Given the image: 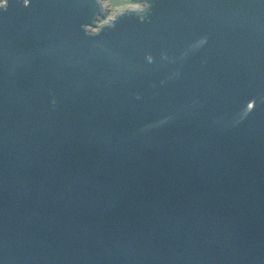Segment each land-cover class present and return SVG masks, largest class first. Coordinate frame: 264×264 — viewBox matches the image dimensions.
Masks as SVG:
<instances>
[{"label": "water", "instance_id": "water-1", "mask_svg": "<svg viewBox=\"0 0 264 264\" xmlns=\"http://www.w3.org/2000/svg\"><path fill=\"white\" fill-rule=\"evenodd\" d=\"M134 1L0 5V264H264V0Z\"/></svg>", "mask_w": 264, "mask_h": 264}, {"label": "rangeland", "instance_id": "rangeland-1", "mask_svg": "<svg viewBox=\"0 0 264 264\" xmlns=\"http://www.w3.org/2000/svg\"><path fill=\"white\" fill-rule=\"evenodd\" d=\"M101 4L103 6L104 18L96 22L97 26L104 24V22L109 23L111 18H113L118 11H124L127 9H135L138 7L143 9L138 2L134 0H101ZM91 32H97V28H89Z\"/></svg>", "mask_w": 264, "mask_h": 264}, {"label": "bare ground", "instance_id": "bare-ground-1", "mask_svg": "<svg viewBox=\"0 0 264 264\" xmlns=\"http://www.w3.org/2000/svg\"><path fill=\"white\" fill-rule=\"evenodd\" d=\"M99 1H101V0H99ZM135 9H140V8L135 7ZM119 12H121V11H118V12L116 13V15H117ZM105 23H107V22H104V24H105Z\"/></svg>", "mask_w": 264, "mask_h": 264}, {"label": "clouds", "instance_id": "clouds-1", "mask_svg": "<svg viewBox=\"0 0 264 264\" xmlns=\"http://www.w3.org/2000/svg\"><path fill=\"white\" fill-rule=\"evenodd\" d=\"M4 3V0H0V5H2Z\"/></svg>", "mask_w": 264, "mask_h": 264}]
</instances>
